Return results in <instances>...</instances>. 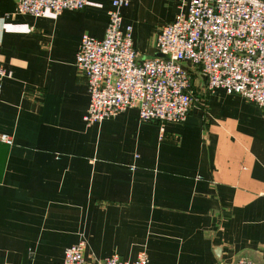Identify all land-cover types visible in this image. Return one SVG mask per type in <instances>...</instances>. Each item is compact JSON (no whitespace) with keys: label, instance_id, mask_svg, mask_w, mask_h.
Returning <instances> with one entry per match:
<instances>
[{"label":"crops","instance_id":"0c3cea01","mask_svg":"<svg viewBox=\"0 0 264 264\" xmlns=\"http://www.w3.org/2000/svg\"><path fill=\"white\" fill-rule=\"evenodd\" d=\"M112 0L35 18L0 0V264H59L83 244L94 264L116 254L148 264H264V110L193 81L181 124L128 109L84 122L83 35L101 40ZM141 59L179 0H125Z\"/></svg>","mask_w":264,"mask_h":264},{"label":"built area","instance_id":"2783aa9c","mask_svg":"<svg viewBox=\"0 0 264 264\" xmlns=\"http://www.w3.org/2000/svg\"><path fill=\"white\" fill-rule=\"evenodd\" d=\"M87 0H15V12L35 18L47 13L80 11ZM125 0H112L101 40L83 35L75 58L76 70L87 81V126L134 109L139 122L181 124L196 98L193 81L208 93L222 90L264 110V0H179L174 20L156 37L158 56L139 58L132 28L122 26ZM10 77L0 65L1 81ZM0 142L11 144L0 135ZM59 264H90L83 244L64 251ZM94 264H148L140 253L134 261L116 254ZM234 264H254L244 258Z\"/></svg>","mask_w":264,"mask_h":264}]
</instances>
